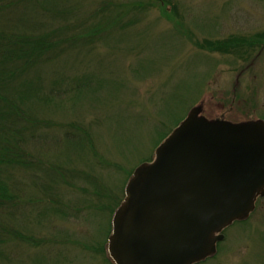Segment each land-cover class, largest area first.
I'll return each mask as SVG.
<instances>
[{
  "label": "rangeland",
  "instance_id": "374dc122",
  "mask_svg": "<svg viewBox=\"0 0 264 264\" xmlns=\"http://www.w3.org/2000/svg\"><path fill=\"white\" fill-rule=\"evenodd\" d=\"M69 1L83 20L105 21L101 27L112 32L78 59L64 57L66 67L60 69L65 71L53 74L62 89L83 88L69 92L47 113L59 132L51 158L70 174L79 173L80 161L94 157L97 169L91 171L103 177V187L72 177L62 184L69 191L63 209L77 214L40 222L35 208L44 203L29 185V172L17 171L26 199L20 228L42 240L14 241L0 264H120L115 227L107 237L115 217L108 197L123 193L131 173L154 159L160 143L191 110L200 106L209 119L264 120V0ZM235 39L240 44L233 47ZM67 130L95 132L86 158L63 163L71 153L58 141ZM102 201L107 203L103 218L93 216ZM224 233L216 252L194 264H264V195L248 217Z\"/></svg>",
  "mask_w": 264,
  "mask_h": 264
},
{
  "label": "trees",
  "instance_id": "16d2710c",
  "mask_svg": "<svg viewBox=\"0 0 264 264\" xmlns=\"http://www.w3.org/2000/svg\"><path fill=\"white\" fill-rule=\"evenodd\" d=\"M69 3V0H0V262L8 259L7 248L14 241L39 243L42 240L34 232L20 228L18 220L26 215L23 213L26 199L20 179L15 177L17 171L29 172V185L38 195L40 204L44 203L43 207L38 206L40 209L35 208V217L40 222L60 214L68 218L77 214L76 209L66 212L63 209L69 191L64 190L62 184L72 177L103 187L99 180L103 177L92 172L97 169L94 157L88 163L80 161L82 165L75 167L79 173L73 170L70 174L63 164L51 158L54 151L52 140L59 137V132L55 126L57 123L47 113L53 107L61 106L60 99L69 92L80 93L83 88L75 85L74 89L69 87L70 91L62 89L61 81H56L53 74L65 71L60 68L66 67V57L78 59L92 50L95 40L107 41L112 32L106 26L101 27L105 21L89 23L83 20L76 11L77 6ZM234 43L233 47L239 45L240 39H235ZM66 132L58 145L63 147L65 144L71 156L64 157L63 163L71 162L75 156L86 158L95 132ZM80 163L76 161V164ZM85 166L90 170L80 168ZM76 174L79 176L75 177ZM127 184L123 193L119 191L114 198L108 197V206H113V212L126 199ZM83 199V196L79 198L80 201ZM105 205L107 203L102 201L100 210L93 212V216L101 213L103 218ZM88 216L89 220L93 218L92 213ZM110 224L108 239L113 229V222ZM106 247L107 244L103 248Z\"/></svg>",
  "mask_w": 264,
  "mask_h": 264
},
{
  "label": "water",
  "instance_id": "95a60500",
  "mask_svg": "<svg viewBox=\"0 0 264 264\" xmlns=\"http://www.w3.org/2000/svg\"><path fill=\"white\" fill-rule=\"evenodd\" d=\"M115 212L120 264H194L264 195V120L209 119L194 107L136 168Z\"/></svg>",
  "mask_w": 264,
  "mask_h": 264
}]
</instances>
